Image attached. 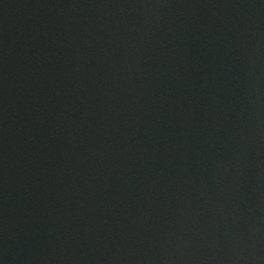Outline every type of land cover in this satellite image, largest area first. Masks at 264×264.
<instances>
[{
    "label": "water",
    "instance_id": "95a60500",
    "mask_svg": "<svg viewBox=\"0 0 264 264\" xmlns=\"http://www.w3.org/2000/svg\"><path fill=\"white\" fill-rule=\"evenodd\" d=\"M0 264H264V0H0Z\"/></svg>",
    "mask_w": 264,
    "mask_h": 264
}]
</instances>
